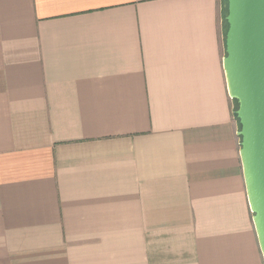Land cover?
<instances>
[{
    "label": "crops",
    "instance_id": "obj_1",
    "mask_svg": "<svg viewBox=\"0 0 264 264\" xmlns=\"http://www.w3.org/2000/svg\"><path fill=\"white\" fill-rule=\"evenodd\" d=\"M221 0H0V264H263Z\"/></svg>",
    "mask_w": 264,
    "mask_h": 264
},
{
    "label": "water",
    "instance_id": "obj_2",
    "mask_svg": "<svg viewBox=\"0 0 264 264\" xmlns=\"http://www.w3.org/2000/svg\"><path fill=\"white\" fill-rule=\"evenodd\" d=\"M222 58L237 103V135L246 197L264 264V0H227Z\"/></svg>",
    "mask_w": 264,
    "mask_h": 264
},
{
    "label": "rangeland",
    "instance_id": "obj_3",
    "mask_svg": "<svg viewBox=\"0 0 264 264\" xmlns=\"http://www.w3.org/2000/svg\"><path fill=\"white\" fill-rule=\"evenodd\" d=\"M226 11H227V0H221V22H222L223 42H224V38H225V31H226V28H227V25H226V22H225V19H224L225 15H226ZM224 54H225V52H224ZM233 103H234V111H235L237 103H236L235 100H233ZM235 119H236V123H237V129L239 130L240 125L238 123V120H237L236 116H235Z\"/></svg>",
    "mask_w": 264,
    "mask_h": 264
},
{
    "label": "trees",
    "instance_id": "obj_4",
    "mask_svg": "<svg viewBox=\"0 0 264 264\" xmlns=\"http://www.w3.org/2000/svg\"><path fill=\"white\" fill-rule=\"evenodd\" d=\"M227 12V11H226ZM226 22V21H225ZM226 25H227V23H226ZM236 108H237V106H236Z\"/></svg>",
    "mask_w": 264,
    "mask_h": 264
}]
</instances>
